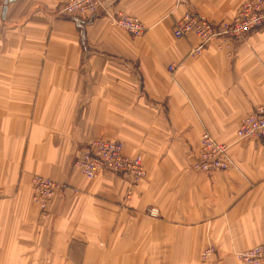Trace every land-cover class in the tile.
<instances>
[{"label": "crops", "instance_id": "crops-1", "mask_svg": "<svg viewBox=\"0 0 264 264\" xmlns=\"http://www.w3.org/2000/svg\"><path fill=\"white\" fill-rule=\"evenodd\" d=\"M243 1L109 0L148 26L134 37L105 16H62L61 0H0V264H245L237 254L264 245V138L236 136L264 103V27L197 56L198 38L173 32L187 11L221 22ZM204 131L234 169L190 168ZM101 137L142 154L130 195L124 179L73 166ZM36 174L68 184L46 219Z\"/></svg>", "mask_w": 264, "mask_h": 264}, {"label": "built area", "instance_id": "built-area-1", "mask_svg": "<svg viewBox=\"0 0 264 264\" xmlns=\"http://www.w3.org/2000/svg\"><path fill=\"white\" fill-rule=\"evenodd\" d=\"M104 6L105 0H70L65 10L95 14ZM115 20L133 35H140L146 29L145 24L134 16L119 13ZM263 24L264 0H244L232 20L221 21L219 24L212 23L194 11H188L176 22L174 34L178 38L195 34L199 38V42L192 48L191 53L193 56H197L217 36L241 40ZM173 68L174 66H171V69ZM237 134L241 139L264 137V104L257 106L242 119ZM227 148L228 145L219 142L210 133H203L198 157L193 167L207 175L230 169L232 162L227 154ZM121 151L120 142L99 139L90 144V149L78 158L76 164L88 177H94L102 168H107L122 172L132 181H138L142 177L141 173L144 172L140 162L136 158L131 159L125 156L126 162H122ZM32 180L35 190L34 200L43 211H46L48 204L53 201L61 186L55 180L40 175H35ZM156 211V209H152V213H156ZM212 252L211 249L207 250L204 255L208 256ZM239 257L247 264H264V245L245 250L239 254Z\"/></svg>", "mask_w": 264, "mask_h": 264}, {"label": "rangeland", "instance_id": "rangeland-1", "mask_svg": "<svg viewBox=\"0 0 264 264\" xmlns=\"http://www.w3.org/2000/svg\"><path fill=\"white\" fill-rule=\"evenodd\" d=\"M6 4L8 3V2H10V1H13V0H3ZM67 0H61V2H60V14L62 15V16H66V17H80V18H84V19H89V20H92V19H94V18H98V17H108V18H110L111 20H112V22L114 23V24H116V25H118V26H120V27H122V28H124V29H126L132 36H134V37H138V36H142L146 31H147V29H148V26L143 22V20L140 18V17H138V16H136V15H133V14H129V13H126L125 11H123V10H117V9H113L108 3H109V0H105V6L104 7H101L95 14H92V13H90V12H70V11H67V10H65V8L67 7V4L70 2V0L69 1H67ZM6 8H7V6L5 5V8H4V10L6 11ZM188 12V11H187ZM119 13H123V14H125V15H130V16H134V17H137V18H139L144 24H145V26H146V29L142 32V34H140V35H133L127 28H125V27H123V26H121L119 23H117V21L115 20V18L117 17V15L119 14ZM229 21V20H228ZM212 22V21H211ZM212 23H216V24H219V23H221V22H212ZM176 25V24H175ZM262 27H264V24L261 26V27H259V28H262ZM174 29H175V26H174ZM174 29H173V32H174ZM175 35V34H174ZM189 35H194V36H196L195 34H189ZM187 36V35H186ZM197 37V36H196ZM246 37H247V35H246ZM245 37V38H246ZM176 38H178V37H176ZM198 38V37H197ZM215 38H226V39H228L227 37H224V36H217V37H215ZM215 38H213V39H215ZM244 38V39H245ZM212 39V40H213ZM211 40V41H212ZM210 41V42H211ZM198 42H199V38H198ZM194 47V46H193ZM192 47V48H193ZM192 48H191V50H192ZM191 50H190V56H193V54L191 53ZM229 51H231V50H229ZM171 66H174L173 64L172 65H169V70L170 71H173V69H171ZM175 67V66H174ZM262 104H264V103H262ZM261 105V104H260ZM257 106H259V105H257ZM256 106V107H257ZM255 107V108H256ZM254 108V109H255ZM253 109V110H254ZM252 112V111H251ZM251 112H249V113H251ZM249 113L247 114V115H249ZM247 115H245V116H247ZM244 116V117H245ZM243 117V118H244ZM242 118V119H243ZM242 119H241V121H242ZM241 121H240V123H241ZM239 126H240V124H239ZM239 126H238V128H239ZM238 128L236 129V136H237V138L239 139V140H247V139H241L239 136H238V134H237V131H238ZM205 132H208V133H210L209 131H204L203 133H205ZM203 133L201 134V136H200V139H199V145H198V148H197V156H196V159H197V157H198V150H199V147H200V140H201V137H202V135H203ZM211 134V133H210ZM212 135V134H211ZM216 140H218L214 135H212ZM262 139V138H264V137H255V138H250V140L251 139ZM99 139H101V140H109V141H118V142H120L121 143V145H122V154H120V158H121V161L122 162H126V160H125V157H128V158H131V159H134V158H136V160H138L139 162H140V165H141V167L143 168V173H141V175H142V177L138 180V181H132L130 178H128V177H126L122 172H120V171H117V170H113V169H107V168H102L99 172H98V174L96 175V176H94V177H88L83 171H82V169L79 167V166H77V164H76V161L78 160V158H80L82 155H84L89 149H90V144H93V142L94 141H96V140H99ZM220 142V141H219ZM226 144V143H225ZM226 145H228V144H226ZM93 146V145H92ZM125 145H124V142L122 141V140H119V139H113V138H107V137H101V138H95V139H92V140H89L88 142H87V144L85 145V147H84V149L78 154V155H76L75 157H74V159H73V166L77 169V170H79L83 175H85L86 177H87V179H90V180H92V179H95V178H97L99 175H101V174H114V175H116V176H118V177H120L121 179H124L126 182H128V184H129V189H128V195H130L131 194V192H132V188L134 187V186H137V185H140L143 181H144V179L146 178V176H147V171H146V168H145V166H144V161H143V156H142V154H140V153H138V154H133V155H131V154H128V153H126L125 152ZM93 148H95L94 146H93ZM227 154H228V156L230 157V160H231V162H232V166H231V168L230 169H234L235 167H236V163H235V161H234V159H233V157H232V154L230 153V149H229V145H228V148H227ZM125 156V157H124ZM196 161V160H195ZM195 161H193L192 163H191V167L190 168H192L193 170H195V171H197V172H200V173H204L206 176H208V177H212L213 175H207L205 172H203V171H201V170H198V169H196V168H194L193 167V164H194V162ZM230 169H227V170H230ZM220 171H225V170H220ZM217 172H219V171H217ZM36 175H39V174H36ZM35 176V175H34ZM33 176V177H34ZM40 176H42V175H40ZM33 177H32V179H33ZM44 177H46V176H44ZM46 178H50V177H46ZM50 179H52V178H50ZM54 180V179H53ZM56 181V180H55ZM56 182H58V181H56ZM59 184H60V186H61V188H59L58 190H57V192H56V194H55V197H54V199L56 198V196L60 193V191L61 190H63V189H65L66 187H68V184H66V183H61V182H58ZM31 186H32V199H33V202H34V204L36 205V207H37V210H38V212H39V216L41 217V218H44V219H46V218H49L50 216H51V204H52V202L54 201V199H53V201L51 202V203H49L48 204V206H47V210L46 211H43L41 208H40V206L35 202V200H34V195H35V190H34V185H33V180H31ZM152 209H156L157 211H156V213H152ZM149 214L150 215H152V216H158L159 215V210L157 209V208H149ZM263 245V244H262ZM256 246H258V245H256ZM253 247H255V246H253ZM253 247H251V248H253ZM251 248H248V249H251ZM212 250L213 252L210 254V255H208V256H205L204 255V252H206L207 250ZM216 247L215 246H207L204 250H203V252H202V254H201V258L203 259V260H210V259H212V256H214L213 254L216 252ZM248 249H245V250H248ZM245 250H243V251H245ZM243 251H240L238 254H237V259L238 260H240V257H239V254L241 253V252H243ZM209 254V253H208ZM241 262H243L242 260H241ZM243 263H245V262H243ZM245 264H247V263H245Z\"/></svg>", "mask_w": 264, "mask_h": 264}]
</instances>
